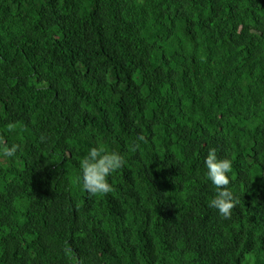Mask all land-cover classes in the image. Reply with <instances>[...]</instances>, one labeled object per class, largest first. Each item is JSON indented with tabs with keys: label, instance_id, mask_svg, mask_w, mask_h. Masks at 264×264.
Masks as SVG:
<instances>
[{
	"label": "trees",
	"instance_id": "trees-1",
	"mask_svg": "<svg viewBox=\"0 0 264 264\" xmlns=\"http://www.w3.org/2000/svg\"><path fill=\"white\" fill-rule=\"evenodd\" d=\"M0 141V264H264V0H0Z\"/></svg>",
	"mask_w": 264,
	"mask_h": 264
},
{
	"label": "clouds",
	"instance_id": "clouds-1",
	"mask_svg": "<svg viewBox=\"0 0 264 264\" xmlns=\"http://www.w3.org/2000/svg\"><path fill=\"white\" fill-rule=\"evenodd\" d=\"M12 127L11 125L9 126ZM144 139L143 136L140 137ZM20 145L0 141V156L9 160L17 156ZM125 165V158L117 151H109L103 145L91 147L80 167L82 188L90 195H105L112 191L110 177L114 176ZM207 180L214 186V195L208 200V207L217 210L224 220H230L233 209L240 203L238 195L229 187L233 161L227 156L218 155L215 147L209 149L204 161Z\"/></svg>",
	"mask_w": 264,
	"mask_h": 264
}]
</instances>
